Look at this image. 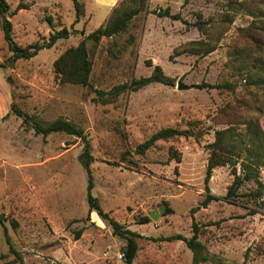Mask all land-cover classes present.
I'll list each match as a JSON object with an SVG mask.
<instances>
[{
	"label": "rangeland",
	"instance_id": "374dc122",
	"mask_svg": "<svg viewBox=\"0 0 264 264\" xmlns=\"http://www.w3.org/2000/svg\"><path fill=\"white\" fill-rule=\"evenodd\" d=\"M19 1L29 8L9 20L20 46L42 43L62 27L75 31L9 64L0 22V214L23 264H124L125 240L88 211L79 159L84 141L64 132L37 134L12 105L42 124L62 118L83 129L93 157L92 194L139 235L133 264H191L185 243L166 237H191L193 221L205 249L225 264H264V169L261 186L245 181L236 198L224 199L234 175L230 165L216 167L208 187L220 198L199 206L214 131L230 123L243 130V122L253 119L264 132V86L252 79L259 68L264 73V0H118L110 15L118 7L141 10L118 34L86 41L88 86L61 83L53 61L108 19L75 21L71 0H7L10 10ZM166 7L182 20L158 16ZM226 14L231 22L218 28ZM200 25L209 28L207 36ZM200 39H211L216 48L193 52L190 42ZM155 65L173 85L153 82L106 99L98 95L149 76ZM177 82L188 88L178 89ZM201 83L214 87L199 88ZM167 127L188 134L135 152ZM258 187L261 195L252 196ZM3 230L0 224V264H18Z\"/></svg>",
	"mask_w": 264,
	"mask_h": 264
},
{
	"label": "trees",
	"instance_id": "16d2710c",
	"mask_svg": "<svg viewBox=\"0 0 264 264\" xmlns=\"http://www.w3.org/2000/svg\"><path fill=\"white\" fill-rule=\"evenodd\" d=\"M71 1L75 13V21H78L82 16H84V4L80 0ZM28 8V4L19 1L15 8L10 10V5L7 0H0V22L2 35L8 51L11 53L7 59L9 64H13L18 59H30L35 56L40 49L50 48L58 39H66L69 35L75 32L74 30L62 27L59 30H54L49 33L48 39L42 43L35 42L34 44L20 46L14 40L12 23L9 20V17L21 9ZM140 10V7L120 10L119 7L116 8L108 17V20L104 25H99L96 29L89 32L75 46H70L63 50L53 61V68L59 78V81L61 83L88 86L91 73V60L86 41L97 43L102 37H112L113 35L125 30L129 20ZM157 15L169 17L174 20H182L180 13H171L169 7H166L162 11L159 10ZM46 21L50 26H52L51 17H47ZM225 21L231 22V18L228 14H226L225 19H222L220 24H218V28H220ZM198 29L201 32H204L207 36L209 28L205 25H200L198 26ZM219 32H222V30L220 29ZM189 45L192 46L191 50L193 52H196L197 54L200 53V55H206L216 48V43L211 39L192 41ZM259 71H261L260 68L254 75H252V79L254 78V81H258V85L264 86V73ZM153 82L173 85L172 79L163 73L159 65H155L149 76L132 79L130 83L116 86L107 93L98 91V95L100 98L106 99V96H118L125 89L135 91ZM208 86L214 87V85L212 86L204 83L198 85L199 88ZM11 110L17 116L22 117L23 122H31V125L37 134L45 136L53 132H64L80 137L84 141V148L79 159L87 174L86 202L88 205V211L90 213L95 212L100 219L106 221L110 225L114 234H117L125 240V246L122 248L124 264H133V260L136 257L138 249L136 239L139 235L129 229L123 228L122 224L115 220L109 212L103 210L98 202V199L92 194L91 190L94 183L90 170V163L92 162L93 157L90 154L89 142L83 129L62 118L55 119L50 123L42 124L39 121L34 120L27 113L19 110L14 105L11 106ZM243 124V130L239 129V123H230L227 128L214 131V140L207 145L208 158L204 176L205 196L199 203V206L205 207L210 201L218 200L220 198L218 195L211 193L208 187L212 171L216 167L230 165L232 174L234 175L232 183L229 185L226 194L223 196L224 199L236 198L238 196V189L245 181L253 180L258 184V186L262 185L259 181V176L260 169H264V132L256 120L248 119L244 121ZM187 134V130H179L172 127L162 128L151 134L148 139L139 144L136 147L135 152L137 154H142L148 148L153 146L157 140H164L181 135L186 136ZM237 165H239V173H237ZM250 194L252 196H260L261 191L258 187ZM196 208L197 207L193 208L192 211H195ZM4 222L5 219L3 218V215L0 214V224L4 228V238L8 244L9 251L15 256V262L23 264L21 255L12 246L11 240L4 227ZM199 233L200 229L193 221L191 237L187 238L181 234H175L166 237V240H182L191 252V264H201L208 261H213L217 264H225L220 257L205 249L203 243L198 239ZM79 235L80 232H77L76 236L78 237Z\"/></svg>",
	"mask_w": 264,
	"mask_h": 264
},
{
	"label": "crops",
	"instance_id": "0c3cea01",
	"mask_svg": "<svg viewBox=\"0 0 264 264\" xmlns=\"http://www.w3.org/2000/svg\"><path fill=\"white\" fill-rule=\"evenodd\" d=\"M84 4V17L89 24L97 21L105 22L118 0H80ZM84 19V20H85ZM95 28V27H94ZM96 29V28H95Z\"/></svg>",
	"mask_w": 264,
	"mask_h": 264
},
{
	"label": "water",
	"instance_id": "95a60500",
	"mask_svg": "<svg viewBox=\"0 0 264 264\" xmlns=\"http://www.w3.org/2000/svg\"><path fill=\"white\" fill-rule=\"evenodd\" d=\"M176 87H177L178 89H180V90H183V89H187V88H188V86L185 85V84L182 83V82H177Z\"/></svg>",
	"mask_w": 264,
	"mask_h": 264
},
{
	"label": "built area",
	"instance_id": "2783aa9c",
	"mask_svg": "<svg viewBox=\"0 0 264 264\" xmlns=\"http://www.w3.org/2000/svg\"><path fill=\"white\" fill-rule=\"evenodd\" d=\"M121 256V255H120Z\"/></svg>",
	"mask_w": 264,
	"mask_h": 264
}]
</instances>
